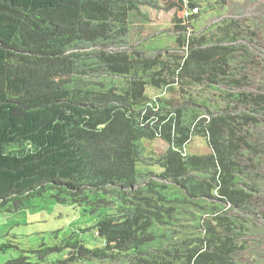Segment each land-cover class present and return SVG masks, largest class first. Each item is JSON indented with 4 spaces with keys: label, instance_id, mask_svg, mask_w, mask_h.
<instances>
[{
    "label": "trees",
    "instance_id": "trees-1",
    "mask_svg": "<svg viewBox=\"0 0 264 264\" xmlns=\"http://www.w3.org/2000/svg\"><path fill=\"white\" fill-rule=\"evenodd\" d=\"M128 8L124 0H0V211H22L53 192L61 204L85 201L88 191L122 195L130 208L93 227L101 247L73 233L65 247L43 244L6 264H245V238L259 229L253 217L264 216V146L251 145L224 115L201 119L164 102L157 112L144 108L148 83L139 76L154 70V87L175 83L165 66L106 51L125 44ZM235 33L194 51L179 77L200 83L210 75L211 84L237 89L228 73L248 49L233 45ZM129 76L120 93L93 81ZM230 96L253 108L241 116L248 126L263 124L264 95ZM192 136L206 138L211 154L184 156ZM155 140L165 144L155 150L163 172L142 186L143 142ZM259 236L250 255L264 264ZM65 249L73 254L49 261Z\"/></svg>",
    "mask_w": 264,
    "mask_h": 264
},
{
    "label": "rangeland",
    "instance_id": "rangeland-1",
    "mask_svg": "<svg viewBox=\"0 0 264 264\" xmlns=\"http://www.w3.org/2000/svg\"><path fill=\"white\" fill-rule=\"evenodd\" d=\"M124 1L129 5L128 36L125 44L110 47L106 51L126 53L135 61L150 60L160 67L165 66L164 77L169 83H175L161 88L154 87L150 84V75L154 70L139 76L148 83L144 108H155L157 112L159 103L164 102L174 109H195L201 113V119L209 120L210 114L227 116L234 129L242 131V135L249 139L251 145L263 149L264 112L260 116L262 125L248 126L241 116L253 108L243 101L234 100L230 95H264V0ZM229 31L237 33L235 37L238 41L233 44L235 47L248 49V53L240 51L236 63L231 64L232 70L228 73L240 83L237 89L211 84L210 75L202 76L203 82L200 83L187 77H179L185 60L194 51L211 48L213 44L222 41L223 35ZM131 80L132 77L129 76L93 81L112 85L120 93L128 89ZM164 115L162 113L161 116ZM143 145L145 150L137 165V171L141 185L145 186L148 180H155L154 177L163 172L155 150H162L165 144L155 140L144 141ZM211 152L206 138L192 136L184 147L183 154L188 157L205 156ZM252 159L251 152L245 150L244 163L249 166ZM257 174L264 177V159L262 166L258 165ZM53 195L54 192L49 197L34 200L22 211H0V264L16 260L22 252L39 250L43 244L49 247H65L70 236H74L73 233H79L78 236L88 248L101 247L102 243L93 238V227L108 217L120 219L130 209L122 200V195L110 197L88 191L87 200L67 198L63 204L52 199ZM257 200L260 204L257 205L258 211L263 212L264 196L261 195ZM253 219L259 229H253L252 234L245 238L252 248L256 240L262 238H257V235L264 231V216L257 214ZM6 245L8 248H5ZM69 252V249H65L62 254L51 257L49 261L67 259L73 254L72 251L68 254ZM250 252L244 256L245 264H255V258ZM259 252H264V245Z\"/></svg>",
    "mask_w": 264,
    "mask_h": 264
},
{
    "label": "built area",
    "instance_id": "built-area-1",
    "mask_svg": "<svg viewBox=\"0 0 264 264\" xmlns=\"http://www.w3.org/2000/svg\"><path fill=\"white\" fill-rule=\"evenodd\" d=\"M187 58V57H186ZM186 61V60H185ZM184 65V64H183ZM154 109V111L156 112V110H155V108H153ZM158 109H159V107H158ZM95 236L96 237H98L99 236V234H98V232H95Z\"/></svg>",
    "mask_w": 264,
    "mask_h": 264
},
{
    "label": "clouds",
    "instance_id": "clouds-1",
    "mask_svg": "<svg viewBox=\"0 0 264 264\" xmlns=\"http://www.w3.org/2000/svg\"><path fill=\"white\" fill-rule=\"evenodd\" d=\"M95 232H97V231H94V236H95ZM96 237V236H95ZM99 237V236H98ZM98 237H96V238H98Z\"/></svg>",
    "mask_w": 264,
    "mask_h": 264
},
{
    "label": "water",
    "instance_id": "water-1",
    "mask_svg": "<svg viewBox=\"0 0 264 264\" xmlns=\"http://www.w3.org/2000/svg\"><path fill=\"white\" fill-rule=\"evenodd\" d=\"M190 8H192V5H190Z\"/></svg>",
    "mask_w": 264,
    "mask_h": 264
}]
</instances>
